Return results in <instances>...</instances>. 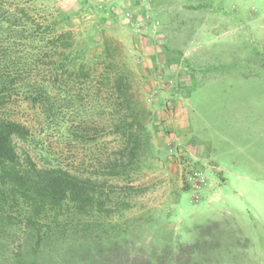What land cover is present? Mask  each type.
<instances>
[{"label": "rangeland", "instance_id": "obj_1", "mask_svg": "<svg viewBox=\"0 0 264 264\" xmlns=\"http://www.w3.org/2000/svg\"><path fill=\"white\" fill-rule=\"evenodd\" d=\"M4 3L29 26L0 40L15 82L0 119L29 130L22 158L90 177L101 202L62 225L47 216L41 246L4 234L0 264L168 263L165 251L174 264H264V0ZM63 15L85 53L56 78L61 44L33 39ZM44 84L50 116L44 95L33 101Z\"/></svg>", "mask_w": 264, "mask_h": 264}, {"label": "trees", "instance_id": "obj_2", "mask_svg": "<svg viewBox=\"0 0 264 264\" xmlns=\"http://www.w3.org/2000/svg\"><path fill=\"white\" fill-rule=\"evenodd\" d=\"M12 8L5 6L4 0H0V40L17 26H29V21H23ZM62 17H64L62 20L50 21L45 26L42 31L45 36L39 35L41 37L33 39V41L48 40L47 47L55 50L57 49L54 44H61L62 56L54 61V67L51 69L56 74V78L60 72L70 71L71 68L77 69V62L85 53L82 49L75 48L72 34L64 30L70 17L66 15ZM60 24L63 26L61 27ZM30 31L38 33V29H30ZM15 33L18 37L24 34L21 29ZM47 35L51 38L47 39ZM49 88L48 84L33 87V101L37 102L38 98L44 95L42 104L45 112L50 116L53 115V111ZM14 89V79L0 65V106L5 99L12 96ZM126 120L122 119L121 125H117V131L125 132ZM142 133L149 139L147 130H143ZM29 136V130L20 123L0 119V240L3 239L4 234L23 228L32 235L35 246H41L45 234L50 235L51 231L50 224L44 223L47 216L52 215L57 224L62 225L59 217L66 210L74 207L76 210L74 209L73 214L79 216L87 209L98 207L101 202L98 192L100 188L90 177L77 176L59 167L39 168L29 156L22 158L16 140H27ZM108 174L119 175L115 169H111ZM195 246L191 250H194ZM165 258H169L170 261L167 263L164 259L160 261L161 264L176 262L170 251H165ZM160 263L147 261V264Z\"/></svg>", "mask_w": 264, "mask_h": 264}]
</instances>
